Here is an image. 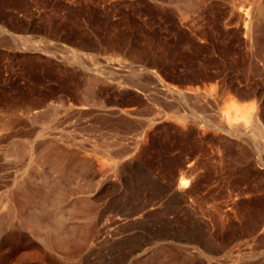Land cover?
I'll use <instances>...</instances> for the list:
<instances>
[{
	"label": "rangeland",
	"instance_id": "374dc122",
	"mask_svg": "<svg viewBox=\"0 0 264 264\" xmlns=\"http://www.w3.org/2000/svg\"><path fill=\"white\" fill-rule=\"evenodd\" d=\"M251 1L0 0V264H264Z\"/></svg>",
	"mask_w": 264,
	"mask_h": 264
},
{
	"label": "bare ground",
	"instance_id": "6f19581e",
	"mask_svg": "<svg viewBox=\"0 0 264 264\" xmlns=\"http://www.w3.org/2000/svg\"><path fill=\"white\" fill-rule=\"evenodd\" d=\"M260 3V2H259ZM258 3V0H252L248 5H244L243 7L240 6L239 8V15L242 21L245 23V30L246 34L250 37V39H254L255 36H257L260 30L264 29V8L261 7V5ZM263 31V30H262ZM259 32V33H258ZM258 33V34H257ZM260 35V34H259ZM262 37V36H261ZM257 38H255V41ZM259 40V39H258ZM254 41V40H253ZM260 45V44H259ZM258 57V56H257ZM261 129V128H260ZM258 130V129H257ZM261 131V130H260ZM258 132V131H257ZM185 178V177H184ZM180 187V186H179ZM182 190V189H181ZM179 195V194H178ZM180 196V195H179ZM180 198V197H179ZM183 198V197H182ZM29 219V217H28ZM27 218H24V221L29 223V220ZM39 225V224H38ZM44 225V224H43ZM34 226V224H33ZM32 226V227H33ZM37 226V225H36ZM35 226V228H36ZM41 226V225H40ZM40 226H38L39 229ZM43 227V226H42ZM34 228V227H33ZM34 228V229H35ZM36 228V230L40 233H42V230H39ZM54 229V228H53ZM56 230V229H55Z\"/></svg>",
	"mask_w": 264,
	"mask_h": 264
}]
</instances>
